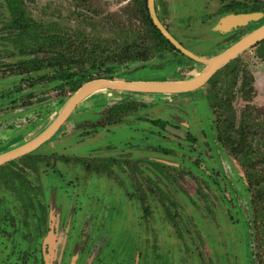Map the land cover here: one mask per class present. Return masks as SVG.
Segmentation results:
<instances>
[{"label":"rangeland","instance_id":"374dc122","mask_svg":"<svg viewBox=\"0 0 264 264\" xmlns=\"http://www.w3.org/2000/svg\"><path fill=\"white\" fill-rule=\"evenodd\" d=\"M153 7L203 58L264 22V0ZM253 11L263 15L218 28ZM150 18L147 0H0V152L43 130L84 83L82 65L131 80L186 79L205 67L162 42ZM85 102L36 149L0 165V264H49L44 249L51 264H264V39L195 90H103ZM93 106L128 112L118 134L102 119L77 141L69 125H87ZM154 119L184 124L181 141L153 134ZM135 122L139 140L124 148Z\"/></svg>","mask_w":264,"mask_h":264},{"label":"water","instance_id":"95a60500","mask_svg":"<svg viewBox=\"0 0 264 264\" xmlns=\"http://www.w3.org/2000/svg\"><path fill=\"white\" fill-rule=\"evenodd\" d=\"M147 4L152 22L164 35V37L168 39L176 49H179L187 56L193 57L196 60L202 62L205 67L194 76L180 80H131L111 79L106 77H97L88 80L81 84L73 93H71L53 119L45 127H43V130H41L31 139L0 152V165L31 152L40 144L52 137L69 117L73 109L86 97L93 93L103 90L133 91L139 93L166 95L189 92L202 86L214 72L224 66L231 59L236 57L238 54L254 45L258 41L264 39L263 22L237 40L233 41L230 45L223 48L218 53L209 58H203L195 55L183 47L170 33H168L154 13L153 0H147ZM262 15L263 14L260 11L230 13L223 17L221 23L218 25V28L223 31H227L238 26L246 25L248 22L256 20Z\"/></svg>","mask_w":264,"mask_h":264},{"label":"flooded vegetation","instance_id":"af4514ba","mask_svg":"<svg viewBox=\"0 0 264 264\" xmlns=\"http://www.w3.org/2000/svg\"><path fill=\"white\" fill-rule=\"evenodd\" d=\"M133 80H139V79H135L134 78ZM140 101H142L144 103L146 102L143 99H141ZM119 102H115L114 104H118ZM101 108H102V106H101ZM122 108L123 107H120L119 109H117V107L116 108L109 107V109H107V108L104 109L103 108V109H101L102 110L101 111V114L100 115H97L95 112H97L98 108L96 109V107H94L93 108V110H94L93 111L94 116L92 117V119L89 122L86 123L88 125V127H86L87 125H85V124L82 125L81 123H77L76 125H69L71 127L72 133H75L76 140H77V138L78 139L82 138V136H83L82 133H84V132L87 135L89 134L88 131H91V132L93 131V133H96L95 131H97L98 128H96L97 126H94V125H100V124H102V123H100V120H102V119H106L107 120V123H105V124L109 127V135H111L112 133L116 132V131H114V128H113L114 126H117V132L119 133L121 129L118 130V125L120 124V122L123 119L124 115L126 117L127 112H128V111H126V112L122 111L123 110ZM128 108L133 109L132 111H134L135 109H138V108H132V107H128ZM128 108H124V109H128ZM139 116H140V114H139ZM135 120L136 121H138V120L140 121V118L139 117H135ZM28 121L30 122L31 119H29ZM111 124H114V125L111 126ZM151 124H152L151 126L154 128L153 129V134H155V135H158L159 134V131H160V134L161 135L162 134L163 135L165 134L166 136L168 135L171 138H174L175 137V138H177L178 141H181L182 137L184 136V129H185L184 124H171V126H170V125H168V123H166V121L159 120V119L152 120V123ZM131 126H133V128L132 127L131 128L133 129L132 131H133L134 135H130L128 141H125V139H122L121 141L123 143L120 142L121 144H123V147L124 148L134 147L136 145L135 144L136 141L139 140L136 136L137 135H140V133L142 131L140 129V123L139 122H137V123L135 122ZM162 130H163V132L161 133ZM118 133H114V134H118ZM171 138H170V140H172ZM110 140L113 141L111 137H110ZM113 142H115V141H113ZM71 144H72V141H71ZM124 148H122V149L124 150ZM115 154H117V153H115ZM125 155L126 154L119 155V156H113V155L110 156V155H108L106 157H125ZM101 157H105V155H102ZM126 157H129V156L126 155ZM135 157H137V156H135ZM101 167H103V166H101ZM92 169H94V168H92ZM102 169H106V166L103 167ZM51 211H52V209H51ZM51 211H50V214H52ZM55 217L56 216L53 215V219L52 220H54ZM50 227L56 230L57 227H58V224H54L53 223V224L50 225ZM49 236L50 235H48L47 238H49ZM52 252H47V255H46L45 249H44V254H45L44 263H45V260L47 261V259H50V261H49L50 263L49 264H51V262H52V255H51Z\"/></svg>","mask_w":264,"mask_h":264},{"label":"trees","instance_id":"16d2710c","mask_svg":"<svg viewBox=\"0 0 264 264\" xmlns=\"http://www.w3.org/2000/svg\"><path fill=\"white\" fill-rule=\"evenodd\" d=\"M150 24H151V26H152V29H153V31L155 32V34L161 39V41L162 42H164V43H166L169 47H171L172 49H174V50H176V48L173 46V44L168 40V39H166L165 37H164V35L159 31V29L154 25V23L152 22V20H151V18H150ZM12 26V25H11ZM19 27V26H18ZM85 65H82L81 67H82V71H81V73H80V75H79V77L78 78H80V80H82L83 82H86V81H88V80H91V79H94L95 77L97 78V76L99 75V74H97V73H92V72H89V69H87V71H83V67H84ZM67 75H69V76H71V75H75V74H73V73H70V72H67ZM104 77H106V76H104ZM107 78V77H106ZM81 84H79V85H77L75 88H73L72 89V91L74 92L79 86H80ZM11 162H13V161H10L9 163H11ZM9 163H7L6 165H8Z\"/></svg>","mask_w":264,"mask_h":264},{"label":"crops","instance_id":"0c3cea01","mask_svg":"<svg viewBox=\"0 0 264 264\" xmlns=\"http://www.w3.org/2000/svg\"><path fill=\"white\" fill-rule=\"evenodd\" d=\"M99 92H101V91H99ZM97 93H98V92L89 95V96L86 97L82 102L87 101V102H85V104H86V103L88 104V102H90V100L92 99V97H93L95 94H97ZM82 102H80V103H82ZM80 103L77 105V107H79V106L81 105ZM85 106H86V105H85ZM77 107H76V108H77ZM95 107H97V106H95ZM93 108H94V106H93ZM68 138H69V137H68ZM68 138H67V139H68ZM62 140H63V142H64V141L66 140V138H63ZM65 142H66V141H65ZM67 142H69V141H67ZM69 145H72V144H71V141H70V144H69Z\"/></svg>","mask_w":264,"mask_h":264}]
</instances>
